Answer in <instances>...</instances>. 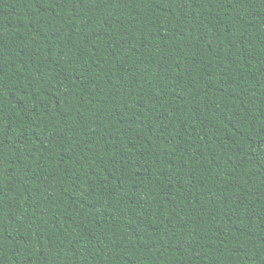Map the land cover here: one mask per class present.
<instances>
[{
    "label": "trees",
    "instance_id": "obj_1",
    "mask_svg": "<svg viewBox=\"0 0 264 264\" xmlns=\"http://www.w3.org/2000/svg\"><path fill=\"white\" fill-rule=\"evenodd\" d=\"M0 264H264V0H0Z\"/></svg>",
    "mask_w": 264,
    "mask_h": 264
}]
</instances>
